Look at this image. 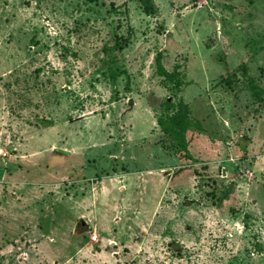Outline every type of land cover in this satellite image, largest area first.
I'll use <instances>...</instances> for the list:
<instances>
[{
	"label": "rangeland",
	"instance_id": "obj_1",
	"mask_svg": "<svg viewBox=\"0 0 264 264\" xmlns=\"http://www.w3.org/2000/svg\"><path fill=\"white\" fill-rule=\"evenodd\" d=\"M154 2L0 0V264H264V0Z\"/></svg>",
	"mask_w": 264,
	"mask_h": 264
},
{
	"label": "trees",
	"instance_id": "obj_2",
	"mask_svg": "<svg viewBox=\"0 0 264 264\" xmlns=\"http://www.w3.org/2000/svg\"><path fill=\"white\" fill-rule=\"evenodd\" d=\"M143 9L146 14L154 15L157 11L154 0H141ZM129 42L128 37H117L115 40V47L117 49H123L125 45ZM157 63V71L162 76H170V73L165 69V67L161 63V56L158 55L156 57ZM112 76L117 77V72L112 71ZM251 88L257 93L261 94L263 89L256 85V83L252 80L250 81ZM189 108L183 102L180 101L177 105L173 103L171 100H168L164 104L163 113L158 118V124L161 126L162 130L170 133L178 142L180 149L186 150V138L185 132L190 126L189 122ZM40 125L43 126H51L52 121L49 119H40L38 120Z\"/></svg>",
	"mask_w": 264,
	"mask_h": 264
}]
</instances>
